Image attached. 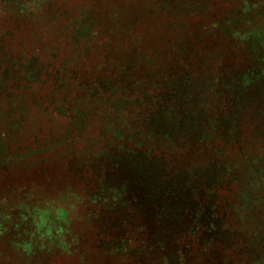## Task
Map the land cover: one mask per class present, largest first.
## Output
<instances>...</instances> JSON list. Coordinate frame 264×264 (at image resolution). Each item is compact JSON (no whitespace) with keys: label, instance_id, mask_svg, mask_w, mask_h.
<instances>
[{"label":"rangeland","instance_id":"obj_1","mask_svg":"<svg viewBox=\"0 0 264 264\" xmlns=\"http://www.w3.org/2000/svg\"><path fill=\"white\" fill-rule=\"evenodd\" d=\"M0 264H264V0H0Z\"/></svg>","mask_w":264,"mask_h":264},{"label":"trees","instance_id":"obj_2","mask_svg":"<svg viewBox=\"0 0 264 264\" xmlns=\"http://www.w3.org/2000/svg\"><path fill=\"white\" fill-rule=\"evenodd\" d=\"M164 192H166V191H164ZM143 194H146V192H143ZM147 195V194H146ZM141 205V204H140ZM143 205V204H142Z\"/></svg>","mask_w":264,"mask_h":264}]
</instances>
